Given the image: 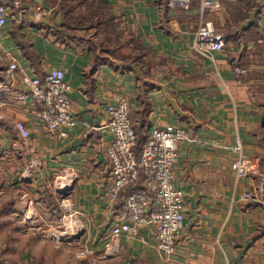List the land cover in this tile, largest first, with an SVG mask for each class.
Listing matches in <instances>:
<instances>
[{
	"label": "crops",
	"instance_id": "crops-1",
	"mask_svg": "<svg viewBox=\"0 0 264 264\" xmlns=\"http://www.w3.org/2000/svg\"><path fill=\"white\" fill-rule=\"evenodd\" d=\"M1 1L15 16L1 28L0 50L21 69L6 76L0 63V264H264V0H189L186 9L169 3L164 22L155 0H107L122 32L117 41L126 42L109 53L89 38L92 28L66 33L67 17L49 0ZM37 5L48 11L40 19ZM204 20L222 33L221 50L198 48ZM132 56L141 59L129 64L124 57ZM51 68H61L72 87L73 127L48 130L34 103L17 98L23 73L43 76ZM120 97L143 135L165 124L188 132L173 169L185 206L170 256L158 250L150 222L136 234L109 233L107 105ZM17 119L29 127L28 138L15 129ZM237 137L254 163L242 178L231 167ZM56 179L69 180L70 189H56ZM27 213L38 218L35 228L23 219ZM70 213L77 226L66 235H39L45 221L57 225ZM66 238L89 255H73ZM113 243L117 251L109 254Z\"/></svg>",
	"mask_w": 264,
	"mask_h": 264
},
{
	"label": "built area",
	"instance_id": "built-area-1",
	"mask_svg": "<svg viewBox=\"0 0 264 264\" xmlns=\"http://www.w3.org/2000/svg\"><path fill=\"white\" fill-rule=\"evenodd\" d=\"M172 6L188 8L189 0H169ZM203 6L213 5L212 0H203ZM24 10V9H23ZM48 11L37 5L34 16L40 19ZM15 16L9 2L0 0V37L1 28L9 18ZM197 45L203 51L221 50L224 47L223 35L210 20L202 21L196 32ZM0 63L6 64V76H12L21 69L17 59L8 50H0ZM24 88L17 94L22 102L31 101L35 105L36 117L48 130L70 128L77 119L72 110L71 85L65 79L61 68H51L42 77L23 73L20 77ZM3 86L0 83V87ZM106 126L112 135L107 146L111 163L112 180L107 191L108 204L113 213L111 236L122 232L136 234L138 228L150 222L156 228L157 248L170 256L176 248L175 237L179 234L184 220L185 196L182 190L173 184V169L178 159L179 143L188 137L185 128L173 124L153 126L143 141L140 152L136 149L137 138L133 127L127 100L120 97L116 104L107 105ZM18 133L28 138L31 134L23 119L15 121ZM234 150L239 156L231 162L238 177H245L254 169L253 159L241 152V142L236 138ZM29 173V169L25 170ZM142 178L143 188L137 185ZM70 182L59 179L56 189L68 191ZM251 192H245L241 198L247 200ZM73 213L65 218V227H76ZM117 251L116 243L108 247L107 252ZM89 253L82 249L81 254ZM100 256H95L97 262Z\"/></svg>",
	"mask_w": 264,
	"mask_h": 264
},
{
	"label": "trees",
	"instance_id": "trees-1",
	"mask_svg": "<svg viewBox=\"0 0 264 264\" xmlns=\"http://www.w3.org/2000/svg\"><path fill=\"white\" fill-rule=\"evenodd\" d=\"M49 2L57 5L64 15H66L69 22V31L66 29V33L94 29L89 38L98 45L101 53H109L112 50L125 46L126 42L120 43L119 40L117 41L122 32L117 31L115 28V16L109 11L107 0H49ZM155 2L159 6L162 22L169 20V0H155ZM134 57H124V59L128 60L129 64L141 59L140 56ZM134 129L137 138L136 149L140 152L146 135H143L136 127Z\"/></svg>",
	"mask_w": 264,
	"mask_h": 264
},
{
	"label": "rangeland",
	"instance_id": "rangeland-1",
	"mask_svg": "<svg viewBox=\"0 0 264 264\" xmlns=\"http://www.w3.org/2000/svg\"><path fill=\"white\" fill-rule=\"evenodd\" d=\"M89 1V0H88ZM182 7V6H181ZM190 7V3H189V6H188V8ZM184 8V7H183ZM186 9V8H185ZM63 13V12H62ZM63 15H64V13H63ZM62 15V16H63ZM66 16V15H65ZM205 21V20H204ZM199 26V25H198ZM198 29V28H197ZM89 31H91V30H89ZM84 32V31H83ZM86 33L88 32V31H85ZM92 32V31H91ZM197 32V31H196ZM198 46V45H197ZM199 48V47H198ZM200 49V48H199ZM57 181H59V179H56L55 180V182H54V185L53 186H55L56 187V183H57ZM242 199V198H241ZM23 219L25 220V221H27L28 223H29V225H30V228L31 227H33V228H35L36 226H34V224H33V222H37V220H38V218H35V216L34 215H32L31 213H27V215L26 216H23ZM68 220L70 219H76V217H69V218H67ZM33 220V221H32ZM45 221V220H44ZM32 222V223H31ZM44 223V222H43ZM65 223H66V220H65V218H63V216L61 217V218H59L58 219V224L56 225V224H54V223H51V222H49V221H45V225L43 226L44 228H42V229H40V231H39V235L40 236H42L43 238H45V239H47V240H52V239H55V238H57L58 239V237H57V235L58 234H60V232H62V231H67V230H65L66 229V227H65ZM63 224V227L62 226H59V225H62ZM32 229V228H31ZM64 229V230H63ZM60 237H62L63 236V234H60L59 235ZM66 237V236H65ZM66 241H68V242H70V243H72V244H74V245H69L71 248H70V250L73 252V255H75L76 257H78V256H81V257H83V256H86V255H83V254H81V250L82 249H84V248H80V247H78L75 243H76V240H73V239H71V240H69V239H65ZM64 240V241H65ZM64 241H62V242H64ZM65 243V242H64ZM66 246V245H65ZM39 252H40V250H39ZM27 253H29V252H27ZM87 255H89V254H87ZM92 258H95V256H91ZM85 258H87V257H85ZM94 260V259H93ZM97 263V262H96Z\"/></svg>",
	"mask_w": 264,
	"mask_h": 264
},
{
	"label": "bare ground",
	"instance_id": "bare-ground-1",
	"mask_svg": "<svg viewBox=\"0 0 264 264\" xmlns=\"http://www.w3.org/2000/svg\"><path fill=\"white\" fill-rule=\"evenodd\" d=\"M72 231V230H71ZM71 233V232H70ZM60 234L66 235L65 232H61ZM60 234L57 235L58 238H60Z\"/></svg>",
	"mask_w": 264,
	"mask_h": 264
}]
</instances>
